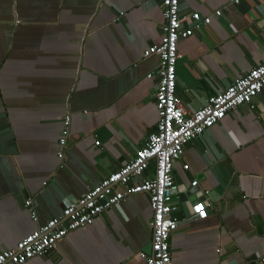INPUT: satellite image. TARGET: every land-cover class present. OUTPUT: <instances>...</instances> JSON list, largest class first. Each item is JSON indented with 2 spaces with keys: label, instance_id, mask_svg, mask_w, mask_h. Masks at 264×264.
<instances>
[{
  "label": "crops",
  "instance_id": "crops-1",
  "mask_svg": "<svg viewBox=\"0 0 264 264\" xmlns=\"http://www.w3.org/2000/svg\"><path fill=\"white\" fill-rule=\"evenodd\" d=\"M180 7L182 15L222 9L178 42L176 95L193 112L263 62L264 0ZM162 22L161 0H0V250L61 216L68 200L128 164L155 131L158 60L143 53L159 44ZM173 175L182 193L197 179L195 197L215 195L205 199V220L175 213L172 264H264V90L252 109L238 107L188 143ZM28 198L38 223L24 208ZM173 205L181 207L178 197ZM151 216L146 195L128 197L25 264H145L139 253L149 249Z\"/></svg>",
  "mask_w": 264,
  "mask_h": 264
},
{
  "label": "built area",
  "instance_id": "built-area-1",
  "mask_svg": "<svg viewBox=\"0 0 264 264\" xmlns=\"http://www.w3.org/2000/svg\"><path fill=\"white\" fill-rule=\"evenodd\" d=\"M242 1L248 0H230V4L238 5ZM161 15L160 42L143 53V58L153 56L158 60L159 81L154 95L158 121L155 131L147 137L143 147L136 151L128 164L108 174L80 198L68 200L61 216L44 225L38 224L14 248L0 250V264H25L34 258H41L54 250L68 233L92 225L94 219L104 211L118 206L128 197L140 194L147 196L152 216L149 221V249L140 252L139 257L144 259L145 264H172L169 239L180 223L175 215L177 208L173 205L179 188L174 180V164L182 159L188 143L220 123L229 112L244 105L253 108L254 98L264 90V60L219 94L211 96L203 108L188 112L176 95L175 71L181 58L178 42L207 27L213 17H221L222 9L208 16L197 12L182 15L180 0H161ZM147 78L151 79L152 74H148ZM70 120V116L66 115L62 121L57 152L60 161L65 158L70 138ZM94 145L99 146L100 142L96 140ZM182 169L187 171L189 166L184 164ZM138 179L141 181L136 182ZM190 187L197 188L198 180L192 181ZM208 194L205 192V196ZM208 205L206 200L190 205V219L205 220ZM24 208L32 222L38 223L34 200L26 199ZM261 260L264 262V257Z\"/></svg>",
  "mask_w": 264,
  "mask_h": 264
},
{
  "label": "water",
  "instance_id": "water-1",
  "mask_svg": "<svg viewBox=\"0 0 264 264\" xmlns=\"http://www.w3.org/2000/svg\"><path fill=\"white\" fill-rule=\"evenodd\" d=\"M158 81H159V79H157V82ZM114 171H116V170H113L112 172H114ZM174 180H175L176 185H180L181 184V181L179 180L178 176L175 175L174 176ZM185 190H186V192L182 193L179 188L177 189V195H178V199L180 201L181 207L179 208V210L177 209L176 212L183 211V213H184L185 217L187 218V220L195 221L193 218L190 219V213L186 212L185 202L188 201L190 203V205L193 206V205L196 204V202H198L200 200L208 199L209 201H212V197L215 195V193L213 192L210 195L208 194L207 196H201V197H196L195 198L194 192L197 190L196 188H190V190H187L185 188Z\"/></svg>",
  "mask_w": 264,
  "mask_h": 264
}]
</instances>
